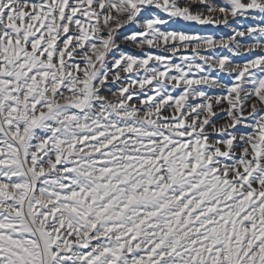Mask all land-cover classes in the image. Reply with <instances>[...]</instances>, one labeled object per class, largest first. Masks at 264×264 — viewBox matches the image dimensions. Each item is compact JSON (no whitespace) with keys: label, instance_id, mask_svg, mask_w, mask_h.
<instances>
[{"label":"snow or ice","instance_id":"6c2138e0","mask_svg":"<svg viewBox=\"0 0 264 264\" xmlns=\"http://www.w3.org/2000/svg\"><path fill=\"white\" fill-rule=\"evenodd\" d=\"M0 264H264V0H0Z\"/></svg>","mask_w":264,"mask_h":264},{"label":"rangeland","instance_id":"374dc122","mask_svg":"<svg viewBox=\"0 0 264 264\" xmlns=\"http://www.w3.org/2000/svg\"><path fill=\"white\" fill-rule=\"evenodd\" d=\"M132 30H135V29L134 28H124L121 30V35H124V34L128 33L129 31H132ZM207 30L208 31H216V32L221 33V34H227L228 33V30L224 29V28L212 29L211 27H209ZM122 48L124 50L131 51L133 54H140L139 50L135 49L134 46H132L130 44H123L122 43Z\"/></svg>","mask_w":264,"mask_h":264}]
</instances>
